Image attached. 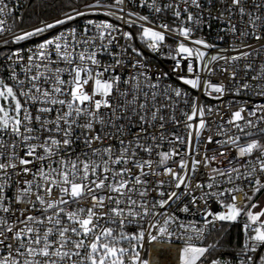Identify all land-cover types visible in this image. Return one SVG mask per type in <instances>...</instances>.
Masks as SVG:
<instances>
[{"label": "snow or ice", "instance_id": "obj_1", "mask_svg": "<svg viewBox=\"0 0 264 264\" xmlns=\"http://www.w3.org/2000/svg\"><path fill=\"white\" fill-rule=\"evenodd\" d=\"M9 4L0 264H264V0Z\"/></svg>", "mask_w": 264, "mask_h": 264}, {"label": "trees", "instance_id": "obj_2", "mask_svg": "<svg viewBox=\"0 0 264 264\" xmlns=\"http://www.w3.org/2000/svg\"><path fill=\"white\" fill-rule=\"evenodd\" d=\"M68 0H27L21 14L25 18L23 27H29L38 23L41 19H50L60 15L61 9L67 10L65 5ZM221 233H213L206 242L217 240ZM242 242V230L239 224H233L222 233L220 243L227 251L238 248Z\"/></svg>", "mask_w": 264, "mask_h": 264}, {"label": "built area", "instance_id": "obj_3", "mask_svg": "<svg viewBox=\"0 0 264 264\" xmlns=\"http://www.w3.org/2000/svg\"><path fill=\"white\" fill-rule=\"evenodd\" d=\"M27 0H20V7L18 8L17 12H16V15L17 17H19V15L21 14L22 12V9L24 7V4L26 3ZM15 3V0H10V4L9 6L12 7L13 4ZM145 14H147V10L145 9ZM59 16V15H58ZM57 17V16H56ZM52 19V18H50ZM50 19H47V20H50ZM94 19H97L98 21L101 20V19H105V17L103 16H97V17H94ZM9 23H11V21H9ZM79 23H82V21H79ZM38 23L34 24V25H38ZM30 27V26H29ZM25 28H28V27H25ZM18 31V29H16ZM55 31V30H53ZM207 32V29L205 30ZM45 35H48L47 33ZM199 35V33H198ZM215 36V31H213L212 35L209 37V39H212L214 38ZM43 39V37H32L30 40L28 41H23L21 42L26 48L27 47H34L36 43H39L41 40ZM137 43H139L137 41ZM149 60L152 62L153 65H155L156 67H163L165 70L168 69V66L169 64H171V61H163L160 57H155L153 58L152 57V54L149 53ZM215 79V78H214ZM169 83H172V82H175V77H172L171 80L168 81ZM240 101H248V96H242L240 98H238ZM254 101L256 103H264V99H260V98H253ZM229 100H232V97L231 96H226L224 98V101L227 102ZM211 103H220V102H217V101H210ZM182 216H184V214H181ZM184 219L185 221L189 220V219H199V217H191V216H184ZM243 243V233H242V242H241V245ZM166 257V254H162L161 256V259H164Z\"/></svg>", "mask_w": 264, "mask_h": 264}, {"label": "rangeland", "instance_id": "obj_4", "mask_svg": "<svg viewBox=\"0 0 264 264\" xmlns=\"http://www.w3.org/2000/svg\"><path fill=\"white\" fill-rule=\"evenodd\" d=\"M256 199H260V196L258 195V196L256 197Z\"/></svg>", "mask_w": 264, "mask_h": 264}]
</instances>
